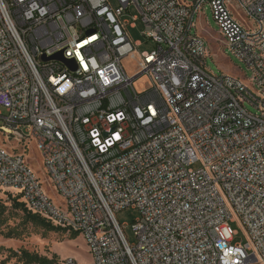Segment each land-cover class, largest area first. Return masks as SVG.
Segmentation results:
<instances>
[{
  "label": "built area",
  "instance_id": "obj_1",
  "mask_svg": "<svg viewBox=\"0 0 264 264\" xmlns=\"http://www.w3.org/2000/svg\"><path fill=\"white\" fill-rule=\"evenodd\" d=\"M207 5L250 78L208 70ZM0 133L21 145H0V195L83 236L92 264H264V0H0ZM130 207L134 246L116 217Z\"/></svg>",
  "mask_w": 264,
  "mask_h": 264
},
{
  "label": "rangeland",
  "instance_id": "obj_2",
  "mask_svg": "<svg viewBox=\"0 0 264 264\" xmlns=\"http://www.w3.org/2000/svg\"><path fill=\"white\" fill-rule=\"evenodd\" d=\"M129 19L132 20L131 17ZM238 19L246 24V18L243 15L238 14ZM195 27L196 29L194 32H197L198 35L205 40L208 48V70L218 76L229 75L241 79L251 77V73L248 71L247 67L228 53L223 44L224 39L220 35V29L215 21L212 8L209 5L203 9L201 15L196 17ZM142 31L143 26L141 23L137 24L135 29H130L134 41L141 43V47L137 51L151 52L154 50V44L148 42V40L142 35ZM135 64H137V62L130 58L125 59L123 62V66L130 77H134L138 71ZM134 86L140 93L145 91L148 88L147 79L141 77ZM249 110L253 113L257 112L252 107H249ZM5 144L11 151L20 150L21 147L19 142L0 133V145ZM26 152V159L30 162L35 173L40 178L44 190L54 202L60 203V198L50 185L40 152L34 145H29ZM17 198L18 196L9 197L0 195V199H2L10 208L8 211V214H10V228L5 231L17 229L22 233V238L20 240H7L0 236V248L13 249L15 251L25 249L31 253H38L41 256L50 259L57 257L59 263L74 260L78 264H92L90 248L83 236L79 235L77 238L72 239L71 237H73V235H69L65 232H49L32 223H27L24 219L23 213L13 212L11 209V200ZM139 215L140 212L131 207L117 213L116 215L131 246H134L137 243L133 225L139 218ZM229 228L233 233L237 234V236H235L236 243L247 244L249 242L246 230L239 220L234 219L233 222H229ZM7 256V252L0 255V264H2ZM7 264L17 263L15 260H12Z\"/></svg>",
  "mask_w": 264,
  "mask_h": 264
},
{
  "label": "trees",
  "instance_id": "obj_3",
  "mask_svg": "<svg viewBox=\"0 0 264 264\" xmlns=\"http://www.w3.org/2000/svg\"><path fill=\"white\" fill-rule=\"evenodd\" d=\"M11 201L12 211L23 213L24 219L27 223H32L35 226L43 228L44 230L49 232L61 231L59 228L53 226L45 219L31 213L20 198L13 199ZM9 209L10 208L7 206V204L2 199H0V236L4 237L7 240H20L22 238V233L17 229L5 231L6 229L10 228V214H8ZM78 236L79 234H74L71 238L74 239ZM4 252H7L8 256L2 262V264H7L12 260H15L17 264H60L57 257H53L52 259H50L48 257H43L38 253H31L25 249L15 251L13 249H5L1 247L0 255H2Z\"/></svg>",
  "mask_w": 264,
  "mask_h": 264
},
{
  "label": "water",
  "instance_id": "obj_4",
  "mask_svg": "<svg viewBox=\"0 0 264 264\" xmlns=\"http://www.w3.org/2000/svg\"><path fill=\"white\" fill-rule=\"evenodd\" d=\"M44 60L45 61H50V60L63 61L65 63H67V64H71V63H69V62H67V61H65L63 59L62 54L61 55H57V56L53 57L52 59H46V58H44Z\"/></svg>",
  "mask_w": 264,
  "mask_h": 264
}]
</instances>
